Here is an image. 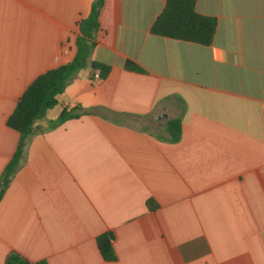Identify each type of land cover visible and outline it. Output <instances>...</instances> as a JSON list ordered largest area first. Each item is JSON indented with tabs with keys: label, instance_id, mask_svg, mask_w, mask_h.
I'll list each match as a JSON object with an SVG mask.
<instances>
[{
	"label": "crops",
	"instance_id": "0c3cea01",
	"mask_svg": "<svg viewBox=\"0 0 264 264\" xmlns=\"http://www.w3.org/2000/svg\"><path fill=\"white\" fill-rule=\"evenodd\" d=\"M94 1L0 0V177L20 140L8 117L74 59ZM165 4L105 0L91 60L110 72L81 69L26 140L0 201V264H264V0H196L217 20L209 46L152 34Z\"/></svg>",
	"mask_w": 264,
	"mask_h": 264
},
{
	"label": "trees",
	"instance_id": "16d2710c",
	"mask_svg": "<svg viewBox=\"0 0 264 264\" xmlns=\"http://www.w3.org/2000/svg\"><path fill=\"white\" fill-rule=\"evenodd\" d=\"M104 3L105 0H95L91 5L89 15L80 21L81 35L77 39V53L74 59L34 79L18 99L14 111L8 117L7 126L19 133L20 140L12 159L0 177V201L23 157L26 140L40 130L37 122L45 117L48 110L58 104V96L66 90L78 72L90 66L93 71L100 70V80L108 76L110 72L108 65L91 60L92 48L96 44L95 36L99 29V16ZM216 29V18L199 14L196 11V0H166L163 11L151 26V33L165 38L209 46L214 40ZM125 68L134 72H144L132 60L125 62ZM74 117V114L65 109L57 123ZM165 130L172 142H178L182 135L181 120L179 118L170 119L165 125ZM152 204L150 200L149 206L151 207ZM113 241L112 232L103 233L97 238L98 249L104 260L108 262L116 260ZM6 264L48 263L46 261L33 263L20 254L12 252L7 256Z\"/></svg>",
	"mask_w": 264,
	"mask_h": 264
},
{
	"label": "built area",
	"instance_id": "2783aa9c",
	"mask_svg": "<svg viewBox=\"0 0 264 264\" xmlns=\"http://www.w3.org/2000/svg\"><path fill=\"white\" fill-rule=\"evenodd\" d=\"M94 78H95V80H100L101 79L100 78V70L99 69L95 70V72H94ZM261 172L264 175V166L262 167Z\"/></svg>",
	"mask_w": 264,
	"mask_h": 264
},
{
	"label": "rangeland",
	"instance_id": "374dc122",
	"mask_svg": "<svg viewBox=\"0 0 264 264\" xmlns=\"http://www.w3.org/2000/svg\"><path fill=\"white\" fill-rule=\"evenodd\" d=\"M160 115H161V114H160ZM162 120H164V119H163V118L159 119V121H158V126L161 125Z\"/></svg>",
	"mask_w": 264,
	"mask_h": 264
},
{
	"label": "flooded vegetation",
	"instance_id": "af4514ba",
	"mask_svg": "<svg viewBox=\"0 0 264 264\" xmlns=\"http://www.w3.org/2000/svg\"><path fill=\"white\" fill-rule=\"evenodd\" d=\"M163 118V116L160 115L159 119Z\"/></svg>",
	"mask_w": 264,
	"mask_h": 264
},
{
	"label": "water",
	"instance_id": "95a60500",
	"mask_svg": "<svg viewBox=\"0 0 264 264\" xmlns=\"http://www.w3.org/2000/svg\"><path fill=\"white\" fill-rule=\"evenodd\" d=\"M163 117L165 118V117H166V115H163Z\"/></svg>",
	"mask_w": 264,
	"mask_h": 264
}]
</instances>
